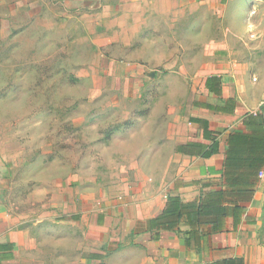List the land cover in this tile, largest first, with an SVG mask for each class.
I'll use <instances>...</instances> for the list:
<instances>
[{
    "label": "crops",
    "instance_id": "obj_1",
    "mask_svg": "<svg viewBox=\"0 0 264 264\" xmlns=\"http://www.w3.org/2000/svg\"><path fill=\"white\" fill-rule=\"evenodd\" d=\"M55 1L60 12L52 28L67 26L74 39L91 41V55L107 58L109 73L116 71L114 82L129 75L130 87L140 88L138 76L146 73L150 96L135 100L151 106V126L121 134L136 139L100 142L107 156L78 173L53 174L39 156L22 158L18 194L14 177L1 176L0 264H264V164L253 175V193H244L245 158L264 159V48L225 51L212 43L211 58L200 50L185 60L170 43L188 15L199 32L207 9L234 31L235 20L244 25L246 16L235 9L253 1ZM231 137L242 168L228 174L240 175L241 190L222 175ZM219 188L242 209L217 227L185 219L177 231L152 225L168 197L193 201Z\"/></svg>",
    "mask_w": 264,
    "mask_h": 264
},
{
    "label": "rangeland",
    "instance_id": "obj_2",
    "mask_svg": "<svg viewBox=\"0 0 264 264\" xmlns=\"http://www.w3.org/2000/svg\"><path fill=\"white\" fill-rule=\"evenodd\" d=\"M252 1L235 9L246 16L244 25L234 19V31L231 21L223 15L214 21L207 9L195 33L190 23L194 14L188 15L174 26L171 45L185 60L200 50L204 59L211 58L212 43L225 51L264 48V0ZM56 6L55 0H0V177H14L17 194L22 191V158L39 156L53 174L78 173L83 165L96 166L107 156L98 148L100 142L136 139L121 134L151 126L146 119L151 106L135 100L150 96L146 73L138 76L144 84L140 88L130 87L134 83L129 75L114 82L116 71L109 73L107 58L91 55L96 50L91 41L74 39L77 34L67 32V26L52 28L54 13L60 12ZM111 99L135 101L113 104ZM42 250L49 256L53 249Z\"/></svg>",
    "mask_w": 264,
    "mask_h": 264
},
{
    "label": "trees",
    "instance_id": "obj_3",
    "mask_svg": "<svg viewBox=\"0 0 264 264\" xmlns=\"http://www.w3.org/2000/svg\"><path fill=\"white\" fill-rule=\"evenodd\" d=\"M229 143L222 175L226 177L228 187L232 190L235 188L241 190L239 186L242 183L240 175L232 177L228 174V171L242 168L236 166L239 164V156L241 154L233 149V145L237 143L234 137L229 139ZM245 159L247 160V167H244V170L246 175H248V179H244L249 184L244 186V193L249 196L253 193V175L256 171L258 172L260 165L264 164V159L257 157H246ZM240 209H242V206L238 204V200L231 199L226 189L223 188L210 190L198 199L187 202L182 201L177 196H170L162 212L152 220V225L156 228L177 231L180 221L185 219L189 224H198L202 221L209 222L211 220L214 227H217L224 216L229 213L235 216L236 210Z\"/></svg>",
    "mask_w": 264,
    "mask_h": 264
},
{
    "label": "built area",
    "instance_id": "obj_4",
    "mask_svg": "<svg viewBox=\"0 0 264 264\" xmlns=\"http://www.w3.org/2000/svg\"><path fill=\"white\" fill-rule=\"evenodd\" d=\"M259 174L262 175V172H260Z\"/></svg>",
    "mask_w": 264,
    "mask_h": 264
}]
</instances>
